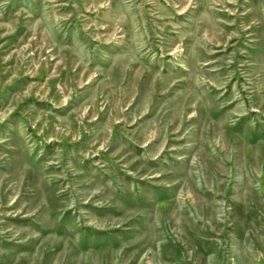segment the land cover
I'll return each mask as SVG.
<instances>
[{
  "label": "rangeland",
  "instance_id": "1",
  "mask_svg": "<svg viewBox=\"0 0 264 264\" xmlns=\"http://www.w3.org/2000/svg\"><path fill=\"white\" fill-rule=\"evenodd\" d=\"M0 264H264V0H0Z\"/></svg>",
  "mask_w": 264,
  "mask_h": 264
}]
</instances>
